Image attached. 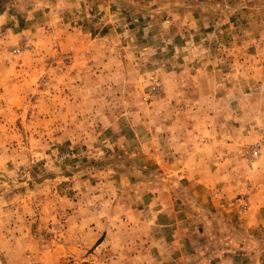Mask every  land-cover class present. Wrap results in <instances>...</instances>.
I'll list each match as a JSON object with an SVG mask.
<instances>
[{"label": "rangeland", "instance_id": "1", "mask_svg": "<svg viewBox=\"0 0 264 264\" xmlns=\"http://www.w3.org/2000/svg\"><path fill=\"white\" fill-rule=\"evenodd\" d=\"M115 1L116 10L111 11L128 14V4L135 16H141L122 34L138 37L126 50L119 40L110 42L103 36L111 25H105L92 44L77 36L74 23L89 17L76 6L61 19L47 15L52 0H0V16L10 17L0 23V264H155L156 251L149 257L138 239L142 233L132 241V231L125 228L124 208L130 196L117 194L112 171L104 172L127 157L113 141L119 131L113 134L111 123L129 134L124 116L154 113L155 103L166 94L161 71L165 58L155 55L157 40L146 41L145 36H169L172 29L173 34L186 33L181 24L173 23L177 16L172 7L201 11L211 16L212 30L193 48L209 49L216 55L207 62H213L225 44L235 48L229 43L232 35L241 31L252 11L264 15V0ZM31 7H36L33 15L28 13ZM32 16L35 20L29 25ZM18 20L25 24L13 30ZM247 40L245 50L254 55V41ZM161 44L171 46L169 41ZM259 49L263 56L257 79L247 83L264 86V44ZM243 117V190L228 195L223 204L229 217H217L213 226L228 237L257 244V252L225 248L229 259L264 264V235L255 233L259 227L248 218L253 208L264 214V201L252 187V181H258L260 192L264 188V120ZM257 149L259 154L253 155ZM177 184L173 187L181 200L192 207L191 192L201 188L184 179ZM252 192L260 202L252 200ZM233 210L240 217L230 216ZM196 219L206 223L211 218ZM213 240L208 248L200 243L193 248L205 254L204 264H215L220 254L223 245Z\"/></svg>", "mask_w": 264, "mask_h": 264}, {"label": "crops", "instance_id": "2", "mask_svg": "<svg viewBox=\"0 0 264 264\" xmlns=\"http://www.w3.org/2000/svg\"><path fill=\"white\" fill-rule=\"evenodd\" d=\"M115 2L52 0L47 15L63 19L69 8H81L82 14L86 12L89 18L82 16L83 19L74 23L77 36H81L87 44H92L103 34L101 30L107 27L105 25H111L113 28H109L103 36L108 37L110 42L119 40L126 50L138 37L122 34L128 32L126 27H131L133 20H141V16H135L128 4V14L115 11ZM35 9L29 8L28 13L33 15ZM100 9L105 12H100ZM174 11L177 20L173 23L181 24L186 33L173 34L172 29L169 36H145L146 41L157 40L158 47H154L156 54L153 53L165 58H161V71L166 79L165 97L155 103L154 113L143 115L130 112L124 116L129 134L128 130L120 129L117 122L111 123L113 134L119 131L114 134L113 141L127 157L122 161L116 160L117 168L107 166L104 172L111 174L112 171L117 194L130 196L129 204L124 208L125 228L132 231V241L136 233H142L138 239L149 257L152 256L151 250L156 251L153 258L155 264H204L205 254L202 257L195 250L199 246L197 243H200L199 247L208 248L211 238L223 245L215 264H229L228 261L240 264L232 260L235 258H228L229 254L224 253L225 248L256 251L259 249L253 243L255 240L234 235L228 237L213 223L217 217L219 221L229 217L226 215L229 210L223 201L228 199L229 194L243 190V161L239 159V151L244 132L243 124L239 122L247 114L253 122L264 120V86L258 81L247 83L251 78L257 79L260 57L263 56L259 48L264 44V15L258 10L252 11L251 16L241 23V31L232 35L235 38L229 43H234L235 48L225 44L223 50L218 52L219 59L207 62V58L216 54L209 52V49L193 46L203 36H210L213 25L211 16L193 8L181 11L180 8L172 7L171 13L174 14ZM7 16L1 15L0 23H6V19H10ZM159 17L163 18L162 15ZM207 19H210V28L206 27ZM34 20L32 16L29 25ZM21 22L18 20L11 28L14 30L16 27L18 30V26L25 24ZM111 33L114 35L111 36ZM248 36H251L249 40ZM246 40L254 41V55H248L245 50ZM161 41H169L171 46L163 47ZM146 47L149 50V46ZM146 53L148 55L151 52ZM107 117L110 119V116ZM181 179L201 188L198 193L191 192L190 199L194 200L195 206L191 207V203L185 205L173 187ZM259 183L252 181L253 191L259 192L264 201V188L260 192ZM254 193L251 195L252 200L260 202ZM255 204L259 206L260 203ZM131 205L134 208L129 209ZM249 212V223L259 227L255 233L264 235V214L260 213L259 208ZM200 215L211 218L210 222H198L196 217ZM236 215L240 214L233 210L230 216L235 218ZM127 218H131L129 222ZM250 250L248 255H251ZM108 261L112 259L108 258Z\"/></svg>", "mask_w": 264, "mask_h": 264}, {"label": "built area", "instance_id": "3", "mask_svg": "<svg viewBox=\"0 0 264 264\" xmlns=\"http://www.w3.org/2000/svg\"><path fill=\"white\" fill-rule=\"evenodd\" d=\"M258 154H259V150L258 149L253 151V155H258Z\"/></svg>", "mask_w": 264, "mask_h": 264}]
</instances>
